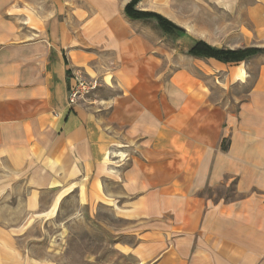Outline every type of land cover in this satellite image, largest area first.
<instances>
[{
	"label": "crops",
	"instance_id": "0c3cea01",
	"mask_svg": "<svg viewBox=\"0 0 264 264\" xmlns=\"http://www.w3.org/2000/svg\"><path fill=\"white\" fill-rule=\"evenodd\" d=\"M128 2L0 0L2 191L24 183L33 220L110 207L137 233L138 264H264V54H189L222 47L147 0L181 29L169 49ZM191 2L231 17L226 46L264 48V0ZM76 73L102 88L69 106ZM22 229L0 226V264H28Z\"/></svg>",
	"mask_w": 264,
	"mask_h": 264
},
{
	"label": "rangeland",
	"instance_id": "374dc122",
	"mask_svg": "<svg viewBox=\"0 0 264 264\" xmlns=\"http://www.w3.org/2000/svg\"><path fill=\"white\" fill-rule=\"evenodd\" d=\"M130 1L133 2L131 10L135 16L129 19L150 38L159 39L164 36L169 49H172L170 47L175 46L176 42L173 37L164 34L159 21L138 14L144 11L142 7L147 0ZM155 1L158 5L161 4L158 6L160 10L174 20V23L184 25L194 35L205 34V38L221 44L220 50L246 49H231L233 47L223 43L228 42L235 32L230 35L229 30L224 31V22L229 24L231 17L216 5L200 7L191 0H152ZM228 24L226 26H230ZM232 27L234 28L233 24ZM259 49L261 52L245 51L248 57L243 60L256 54H264V48ZM188 53L191 54L190 50ZM235 57L243 58L242 54L232 56ZM97 80L98 87L86 94L85 98L102 88L99 78ZM215 93L219 98L218 89ZM3 177L5 179V175ZM4 183L6 182L2 184ZM229 189H234V185ZM24 194V183L19 182L5 192L2 191L0 181V226L9 229L22 226L23 232L18 237L17 244L24 251L28 264H138V259L129 252V248L136 243L137 233L131 231L130 224L117 217L110 207L99 204L93 208H80L69 201L61 207L55 220H33L27 214ZM131 228L134 229L133 226Z\"/></svg>",
	"mask_w": 264,
	"mask_h": 264
},
{
	"label": "trees",
	"instance_id": "16d2710c",
	"mask_svg": "<svg viewBox=\"0 0 264 264\" xmlns=\"http://www.w3.org/2000/svg\"><path fill=\"white\" fill-rule=\"evenodd\" d=\"M132 5H133V2L130 1L124 7V14L129 18H134V16H135L134 12L131 10ZM138 14H141L143 16L150 17V18H155L156 20L159 21L161 29L167 33H171L175 30H181L176 25L171 23L169 20L163 18L159 14H156L153 12H146V11L139 12ZM251 50L261 52V49H259V48H246L243 50H220L218 48H214V47L209 46L208 44H206L203 41H197V42H195L193 47L190 49V53L194 54V55H199V56H211V57L217 58V59H219L221 61H225V62H235V61L243 60L246 57H248V55H245V51L247 52V51H251ZM262 51H264V50H262ZM240 54H242L243 58H237V57L232 58V56L240 55ZM223 149H225V148L223 147Z\"/></svg>",
	"mask_w": 264,
	"mask_h": 264
},
{
	"label": "built area",
	"instance_id": "2783aa9c",
	"mask_svg": "<svg viewBox=\"0 0 264 264\" xmlns=\"http://www.w3.org/2000/svg\"><path fill=\"white\" fill-rule=\"evenodd\" d=\"M99 85L97 78H84L80 74L73 75V81L68 89V105L74 106L79 100L91 91L95 90Z\"/></svg>",
	"mask_w": 264,
	"mask_h": 264
}]
</instances>
